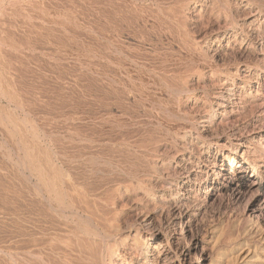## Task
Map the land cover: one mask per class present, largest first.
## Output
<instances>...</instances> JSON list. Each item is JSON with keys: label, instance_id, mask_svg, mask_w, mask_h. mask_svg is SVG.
Returning a JSON list of instances; mask_svg holds the SVG:
<instances>
[{"label": "rangeland", "instance_id": "obj_1", "mask_svg": "<svg viewBox=\"0 0 264 264\" xmlns=\"http://www.w3.org/2000/svg\"><path fill=\"white\" fill-rule=\"evenodd\" d=\"M252 1L206 0L200 19L195 0H0V244L16 248L9 236L18 186L25 198L34 195L18 163L27 147L45 163L49 145L59 151L56 164L78 178L67 185L78 202L53 212L31 196L33 206L21 204L30 229L75 230L92 221L106 245L109 238L131 243L138 229L149 241L154 232L160 264L177 263L182 252L185 264H264V167L249 155L242 161L237 145L264 122L254 102L264 88L258 97L252 83L243 114L230 121L214 103L218 79L262 63L254 45L263 42L264 20L243 25L264 7V0ZM226 31L231 37L222 39ZM213 108L219 115L200 137L193 123ZM35 127L44 141L33 140ZM251 142L242 149L264 145ZM179 154L182 178L159 168ZM149 179L157 199L146 195ZM145 213L151 225L143 223ZM42 238L37 245L45 250ZM8 247L2 252L0 245V260L10 259Z\"/></svg>", "mask_w": 264, "mask_h": 264}, {"label": "bare ground", "instance_id": "obj_2", "mask_svg": "<svg viewBox=\"0 0 264 264\" xmlns=\"http://www.w3.org/2000/svg\"><path fill=\"white\" fill-rule=\"evenodd\" d=\"M196 1H197V3L193 4L192 9L196 13V15L201 19L205 15L208 5L206 4V0L205 1L204 0H195V2ZM199 2H200V4H199ZM201 2H202V4H201ZM247 2L249 4H253V6L255 5L252 0H247ZM250 14L251 15L249 16V18L244 20L243 25L249 26V25L255 24L256 22L264 20V7H263V5H260V7L257 6L256 12H253ZM244 27H246V26H244ZM245 33H247V32H245ZM228 34H229V32L224 33L222 36L218 34V35H216V37L220 38V36H221L222 39L231 37L230 35L227 36ZM249 34H250V32H249ZM208 40H211V39H208ZM249 40H251V39H249ZM207 42H209V41H207ZM205 44H208V43H205ZM254 47H255V49H254L255 53L261 57L260 60H262V63L260 65L254 66L252 64L253 66H250V65L248 66V64H246L247 63L246 62L245 63L246 65H242V66L238 67L235 70V72H233V73L227 72V74H226L227 76L224 79H218V81H219V83H221L222 87L220 89L219 94L217 96H215V99H214L215 102L214 103L218 108H223L224 112L222 114L221 113L220 114H221V117L226 118L227 121H230V119L232 118V115L238 116V115H241V113L244 111L245 103H247V101L250 98H252L251 94L254 92V91L253 92L251 91L253 89L252 83H255L258 85V90L255 91L257 93L258 97L262 96L261 94L259 95V91L261 88H264V39H263V42L261 43L260 46H258L256 44V45H254ZM203 48H204V50L207 49V47H203ZM254 69H257V73H255L256 71L253 72ZM5 96H6V94H5ZM254 98H255V96H254ZM254 102L256 103L255 104L256 106L254 105L256 107V109L259 108V109H261V113H264V98L261 97L258 100L256 99ZM217 110L218 109L215 110L213 108L211 111L208 112L209 113L207 115L208 118L205 117L199 123H198V121L195 120V122L193 123V130L196 132L197 135H199L200 137H203L207 132L206 129L209 126H213L214 120L219 115V111H217ZM176 113H179V110H177ZM254 113H255V110H254ZM225 115H226V117H225ZM23 120H24V122H27L29 119H27L25 117V119L23 118ZM30 121H28V122H30ZM199 124L200 125L205 124V126H202V128H200ZM257 124L259 126L258 127L259 131L258 132H256V131L251 132L250 131L251 132L250 136L247 139H241L240 143L237 145H239L238 151H239V155L242 156L241 157L242 161H245V159L249 155L252 157V159H251L252 164H255V166H258V168H261V167L263 168L264 167V145L262 148L256 147L255 148L256 150L253 152L250 151L251 150L250 146L246 147L249 149V150L247 149L248 152L246 149L245 150L242 149V147L245 148L246 143L250 140L253 142V143L251 142L252 145H255L254 144L255 140H260V141L264 140V122L258 121ZM43 134L41 136L40 133L38 132V129L36 127L33 128V135H32L33 140L35 139V141H38V142L44 141V139H46V138H45V133H43ZM190 144H192V143H189L188 145H190ZM187 148H188V146H187ZM45 150H46L45 151L46 152V159H45L46 161H45V163L44 162L42 163L40 160L41 158H39L40 152L38 151V149L36 150L35 147H32V148L27 147L23 153V155L25 154L24 159L22 158L23 160H20V158H19L20 161L18 160L19 161L18 165L20 166L19 169H22L23 171L28 172L29 180L33 184V192H34L35 197L40 199V200L46 201L48 203L47 207H50V209L52 211L56 210V211L66 212L70 209L73 210L75 208V204H77L78 201L76 200L77 202L74 204L73 200L75 199L76 196L71 197V195L74 193L73 192L74 190L70 186H73L75 183L77 184L78 178L75 177L76 178L75 179L73 177L74 176L73 173L70 172L71 170L69 171V170L65 169L66 167H64L63 164L62 165L56 164L58 162V158H59V153H58L59 151L58 152L54 151L53 148L49 145H47L45 147ZM179 156H180V154H179ZM244 157H246V158H244ZM248 159H250V158H248ZM93 160H94V158H93ZM184 160L185 159H184V154H183L182 156L179 157V159L176 158V162L173 161V159L165 161L163 164H161L159 166V168L169 169L171 171L172 175L174 177L178 178V176H180V174H181L179 172V170L177 169V166L179 164L178 162L182 163ZM181 167H180V169H181ZM241 167H242V165L239 166V168H241ZM110 168L115 169V170H119V166L114 164V163L110 165ZM159 168H158V170H159ZM15 177H17V176H15ZM138 179H139V177H138ZM140 180H142V179H140ZM177 183H179V182H177ZM145 184H146L145 190H147L146 195H150L151 197L153 196L155 199H157L159 197L158 194L160 193V191L157 190L158 189L157 184L150 179L147 180ZM67 185H70L69 186L70 188ZM78 186H76V187H78ZM19 187H20V185L18 186V189L16 188L17 190L15 189L16 194L14 197L16 199H14L15 202H12L13 205L14 204L16 205V207H15L16 209L14 208L15 209V210H13L14 213L11 214V221H13L14 229L10 232V236H9L10 240L15 241V242L10 241V244L11 245L15 244L16 248L13 246L14 249H12V247H8V245L7 246L4 245L3 243H5V242H2L0 244L2 252L4 251V249L6 247L10 248L9 250L12 249L13 251L10 252V254H11L9 256L10 259L7 260V259L2 258L0 260L1 261L0 264H117L118 262L116 261V259L121 260L122 261L121 263H123V264H160V261H161L160 258L155 257V255L153 254L154 250L158 251V249H157L158 247L156 246V242H157V239H159L158 236H156V234L154 232L151 233V236H150L151 238L149 239V241L146 239H143L144 236L141 235V231H140V229H138L135 231V236H134L135 239L131 243H128L129 240L122 239L123 237L119 238V239H115V240L114 239L110 240V238L108 237L109 243H108V245H106L105 239L97 231L98 229H96L97 226L95 228L91 227V223H93L92 221L90 222V225H86L87 222L84 221V222H86L85 223L86 226L84 225V223L81 222L82 225H84L85 227L80 226V225H79L80 227H78L77 225L79 223L77 222L78 223L76 225L77 227L73 228L75 230H72V229L70 230L69 229L70 227L66 228L68 225L67 226L65 225V228L57 229V227H59V225L56 227L57 224L55 222L53 224H55L54 227H56V228H52V226L49 225L51 228H48V229L46 228V230L43 228L44 229L43 232L39 231L38 229L34 230L35 228L33 229V227H31L32 229H30L29 226L26 225L29 221L28 218L25 217L27 215L24 216V212H23V209H24V211H27L28 207H25L27 209V210H25L24 207L22 208L21 204L23 205V202H24V203H26L25 205L28 204V206H29V204H30L31 206H33L32 202H35V201H32V200H35V199H33L35 197H33L34 195L33 196L30 195V193H29L30 197L25 198L22 195L21 189H19ZM68 188L70 190L72 189L73 193L68 191ZM74 189H75V187H74ZM75 194H76V192L73 195H75ZM77 194H79V193H77ZM77 197H78V195H77ZM72 198H74V199H72ZM85 199H87V198L85 197ZM162 200H164L163 197H162ZM36 202H38V201H36ZM86 203H88V202H86ZM84 204H85V202H84ZM54 206L57 208H55ZM87 206H89V205H87ZM184 206H182V207H184ZM145 208L143 207V209H145ZM82 210H85V209H82ZM30 211H32V210H30ZM87 211L89 212V210H87ZM62 212H59V214H61ZM82 212L84 213L85 211H82ZM25 213H27V212H25ZM145 214L146 215L142 219L143 223L151 225V223L153 221V217L150 214H147V213H145ZM160 214L161 215L163 214V211L161 209H160ZM75 215L77 216V213ZM87 215H88V213H87ZM89 215L91 216V214H89ZM28 217H29V215H28ZM85 217H87V216H85ZM72 218H73V216H72ZM135 218H137V217H135ZM5 220H6V218H5ZM50 220H49V222H50ZM82 220H80V221H82ZM53 221H54V219H53ZM96 221H98V220H96ZM24 222H26V224ZM29 222H31V217H30ZM51 223H52V220H51ZM51 223H49V224H51ZM60 227H61V225H60ZM1 232L4 234L3 231H1ZM132 233L133 232H129L128 235L131 237ZM104 234H105V231H104ZM39 235H41L40 237H43L44 239H46V240H44L43 244H45L46 246H49L48 248H46L47 250L46 249L44 250L42 247L40 248L37 245L38 243H40L39 242L40 241ZM110 237H111V235H110ZM1 238L4 239V237H1ZM57 241H58V244H57ZM6 244H7V242H6ZM40 245H42V244H40ZM38 247H39V249H38ZM176 255H177V263H176V261L174 262V260H173L171 262L169 261L170 264H185V262H186L185 258H182L183 252H182V256H179L178 254H176ZM3 257H4V255H3ZM188 264H194V262L190 261ZM199 264H201V263L199 262Z\"/></svg>", "mask_w": 264, "mask_h": 264}]
</instances>
